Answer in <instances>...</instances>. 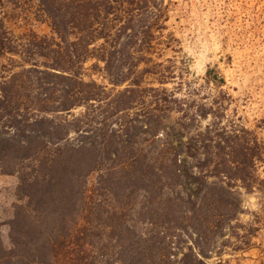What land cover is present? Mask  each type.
Here are the masks:
<instances>
[{
  "label": "trees",
  "instance_id": "trees-1",
  "mask_svg": "<svg viewBox=\"0 0 264 264\" xmlns=\"http://www.w3.org/2000/svg\"><path fill=\"white\" fill-rule=\"evenodd\" d=\"M30 2L0 0V172L18 201L0 264H229L225 248H249L264 142L226 119L218 71L213 97L164 87L163 0H34L52 35L22 38L9 24Z\"/></svg>",
  "mask_w": 264,
  "mask_h": 264
},
{
  "label": "rangeland",
  "instance_id": "rangeland-1",
  "mask_svg": "<svg viewBox=\"0 0 264 264\" xmlns=\"http://www.w3.org/2000/svg\"><path fill=\"white\" fill-rule=\"evenodd\" d=\"M32 2L28 3L29 8L21 6L23 14L17 22L11 21L9 27L17 36L29 31L51 36L48 22L36 14ZM163 5L168 19L161 40L166 43L155 45L151 57L173 66L175 79L164 87L171 89L183 81L194 88L201 87L197 97H213L217 91L212 84L205 83V72L208 68L218 71L225 81L221 89L231 99L226 105V119L253 130L264 142V0H163ZM92 63L95 61L85 66ZM87 72L106 89L113 88L102 72L97 69ZM145 81L153 82L149 77ZM124 86L115 87V91ZM185 87L182 86L181 94ZM258 173L264 179V164ZM16 185L15 176L0 172V242L5 247L8 246L7 223L18 202ZM243 201L245 213L240 221L251 224L257 231L250 238L249 248L241 251L225 248L220 258L229 264H264L262 200L258 193H252L244 194ZM216 260L213 257L209 262Z\"/></svg>",
  "mask_w": 264,
  "mask_h": 264
}]
</instances>
